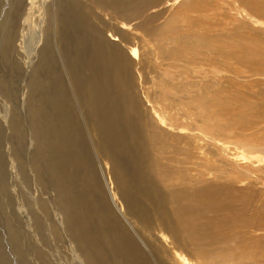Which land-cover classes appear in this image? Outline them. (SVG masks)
I'll list each match as a JSON object with an SVG mask.
<instances>
[{"label":"bare ground","instance_id":"6f19581e","mask_svg":"<svg viewBox=\"0 0 264 264\" xmlns=\"http://www.w3.org/2000/svg\"><path fill=\"white\" fill-rule=\"evenodd\" d=\"M199 1L201 4L198 6ZM91 2L101 9L96 19L102 28L76 7L69 10V21L79 31L77 36L80 38V44L74 47V55L77 56V64L83 67L77 71L73 65L69 77L79 83L84 103L94 116L92 128L98 140V151L111 163L117 188L110 196L100 186L99 180L86 178L88 164L79 157L80 152L86 153L82 129L75 119L70 120L66 109L59 107V113L64 116L57 123L59 134L55 135V140H60L61 145L73 151L69 158L68 154L59 162L55 159L58 163L52 161L51 156H46L44 165L56 173L65 174L66 166L73 164L80 172V177L84 178L88 190L83 206L79 204V200H85L81 196L72 198L68 195V200L58 203L60 213L64 214L61 220L69 232L74 230L72 241L76 244L73 245V252H79V256L82 254L88 264H147L125 230L132 226L141 238L154 237L173 250L183 249L197 257L208 248L221 252L259 253L261 249L258 250L260 240L257 233L264 232V204L261 199L253 200L251 193L261 196L264 192V179L259 173L260 168L253 167L252 161L239 152L238 143L243 142V146L248 144V150H245L251 158L255 146L251 148L249 144H260L264 139L258 137V131L256 135L255 129L239 128V132L236 129L238 135L240 133L245 136L241 142H236L233 140L236 137L230 136L231 131H228L239 125V114L242 119L247 115L232 114L226 121H214L206 108L184 110L182 95L159 94L153 88L156 82L151 75L153 61L157 56V50L153 47L164 49L165 39L170 38L163 37L155 44L149 37L163 29L170 20L159 23L160 26L154 24L172 10L184 6L198 8L195 13H199L202 11L200 7L205 9L208 6L205 0H184L179 4L178 0ZM251 2L244 7L245 10L252 15L261 11L264 23V0ZM221 4H225V1L221 0ZM212 16L209 10L207 17L212 19ZM56 19L55 26L61 33L60 39L70 43L69 39L73 36L70 29L66 31V20L62 16ZM108 36L114 37L110 38L113 43ZM81 43L84 47H81ZM133 79L137 82V91L133 89ZM33 95L30 94L31 99ZM61 97L67 104L68 93L65 90ZM41 103L43 108L54 106L58 113L54 100H46L45 103L42 100ZM50 113L46 110L42 124L46 121L48 123ZM247 120L249 127L250 123L263 125L260 119ZM226 129L229 130L226 132ZM57 135L59 138H56ZM42 140L39 147L47 149L51 147L49 144L54 141V137L49 131ZM128 148L131 154L123 158ZM174 179H177L175 184ZM183 180L203 185L185 187ZM58 182H53V186H58V192L61 193L64 188L61 189ZM160 182L174 186L173 191L163 188ZM233 193L242 194L235 196ZM111 205L120 212L123 223ZM155 211L165 213V220L149 221ZM31 217L38 218L35 214H31ZM47 226H40L42 235L55 231L53 226ZM148 228H152L151 233ZM17 234V231L9 234L10 243L18 249L25 264H35L37 262L33 260L43 257L49 258L50 264L54 262L56 257L52 261L48 252L52 248H37L30 253L24 249L26 245L19 242ZM119 250L127 253L121 262L117 254ZM107 256L113 258L109 257L108 261ZM0 264H8L1 254ZM174 264L183 262L176 259Z\"/></svg>","mask_w":264,"mask_h":264},{"label":"rangeland","instance_id":"374dc122","mask_svg":"<svg viewBox=\"0 0 264 264\" xmlns=\"http://www.w3.org/2000/svg\"><path fill=\"white\" fill-rule=\"evenodd\" d=\"M91 1L0 0V254L8 264H25L18 249L13 248L10 243L9 234H12V231L18 232L19 242L23 246L26 245L24 249L30 253L37 248H52L53 250H48L51 260L55 259L51 264H88L82 254L78 255V249V254L73 252L74 230H70V233L64 225L61 220L64 214L60 213L58 204L61 200H68V195L72 198L81 196L80 198L87 199L85 193L88 194V190L83 182L84 178L80 177V172L73 164L66 166L65 174L56 173L44 165L47 157L51 156L50 159L56 163L63 160L65 155L69 154V158L73 151L61 145L60 140H55V135L59 134L57 123L61 122L64 116L59 113L60 108L66 109L70 120L75 119L82 129L87 151L85 150V154L80 152L79 157L88 164L86 178L99 180L100 186L110 196L117 188L111 163L98 151V140L92 128L94 116L84 103L79 83L69 77V70L74 66L76 68L73 69L77 71L83 69L81 64H77V56L74 55V47L80 44V38L77 36L79 31L77 32L69 21V10L76 7L80 13L103 27L96 19L101 9ZM178 1L177 4L184 0ZM224 1L225 4H221V0H205L208 6L205 9L200 7L202 11L199 13H195L198 8L189 6L174 9L154 24L160 26L159 23L170 20L163 29L149 37L155 44L163 37L170 38L165 39L164 49L153 47L157 50L151 75L156 82L153 88L159 94L182 95L184 110L206 108L211 112L214 121H226L232 114L247 115L242 119L239 114V125L228 129L229 131L226 129V132L231 131L233 134L230 132V136L236 137L233 140L241 142L245 140V136L240 133L242 137L238 135L239 128L255 129L256 135L259 134L258 137L263 140V13L260 11L252 15L245 10L246 6L252 3L251 0ZM197 4L199 6L200 1ZM209 10L211 16L215 14L212 19L207 17ZM57 16L66 20V31L70 29L72 32L70 43L63 42L59 37L61 33L55 26ZM108 38L114 39L112 36ZM81 47H84L82 43ZM149 85L152 86L151 82ZM133 89H138L134 79ZM62 90L68 93L67 104L62 101ZM30 94H34L32 99ZM42 100L44 103L46 100H54L58 113L54 106L43 108ZM46 110L51 112L50 120L42 124ZM247 118H254V121L263 120V125L250 123L249 127ZM236 129L239 130L235 131ZM49 131L54 137V141L49 144L51 147H39L40 141L44 140V134ZM56 138H59L58 135ZM131 139L132 136L129 137V140ZM242 143H238L239 152L252 161L253 167L260 168L259 173L264 179V140L260 144H249L251 148L255 146L251 158L246 151L248 144L243 146ZM130 154L131 150L128 148L122 157L127 158ZM57 181L61 189L64 188L61 193L58 192V186H53V182ZM173 183H177V179H174ZM160 184L171 191L174 189V186L164 182ZM183 184L190 188L203 185H194L187 180H183ZM233 194L240 196L242 193ZM251 198L255 201L261 199L264 204V192L261 196L251 193ZM86 199L79 200V204L83 206ZM111 207L123 223L120 212L114 205ZM31 214L38 218L32 219ZM165 218V213L155 211L149 221ZM38 220L39 222H35ZM43 224L48 225L47 227L53 226L55 231L42 235L39 228ZM148 229L151 233L152 228ZM125 230L147 264H174L176 259L183 264H264V232L257 233L260 240L258 250L261 249L259 253L221 252L208 248L197 257L183 249L173 250L165 245V242L154 237L141 238L132 226L126 227ZM117 254L120 262L127 255L125 250H119ZM109 257L107 256L108 261ZM36 259L37 261L33 260L37 262H34L35 264H50L49 258Z\"/></svg>","mask_w":264,"mask_h":264}]
</instances>
